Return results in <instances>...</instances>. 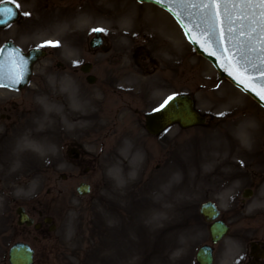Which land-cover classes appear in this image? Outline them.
I'll list each match as a JSON object with an SVG mask.
<instances>
[{
	"label": "rangeland",
	"instance_id": "374dc122",
	"mask_svg": "<svg viewBox=\"0 0 264 264\" xmlns=\"http://www.w3.org/2000/svg\"><path fill=\"white\" fill-rule=\"evenodd\" d=\"M16 2L21 17L0 28V47L7 39L26 49L48 39L61 47H47L26 88H0L1 107L18 105L17 126L6 118L0 123L8 130L0 131V264H9V246L17 240L35 248L34 264H119L121 255L146 244L159 252L149 264H198L197 249L209 242V224L199 213L207 199L218 201L232 225L215 245L214 264H249L251 240L264 242V109L219 80L157 5ZM97 27L106 29V51L87 47ZM87 60L94 64L93 83L74 71ZM183 91L207 122L151 136L144 114ZM242 121L246 133L262 140L244 146L234 135ZM70 147L83 154L82 167L72 165ZM81 181L92 185L86 195L76 192ZM248 186L254 193L242 205ZM20 204L37 219L52 216L54 229L17 225Z\"/></svg>",
	"mask_w": 264,
	"mask_h": 264
},
{
	"label": "snow or ice",
	"instance_id": "6c2138e0",
	"mask_svg": "<svg viewBox=\"0 0 264 264\" xmlns=\"http://www.w3.org/2000/svg\"><path fill=\"white\" fill-rule=\"evenodd\" d=\"M9 2L15 3L16 9L20 8L16 0ZM155 3L165 4L192 42L215 56L220 67L246 92H252L264 101V0H198L196 3L190 0H155ZM186 5L198 9L196 13H189L188 23H184L181 12L174 7ZM15 14L12 8H0V16L11 18ZM23 15L29 16L30 13ZM92 31L105 32L106 29L92 28ZM39 47L59 48L61 42L48 39ZM5 65L8 68L6 73ZM25 67V60L19 53L10 54L6 61H0V87L21 83ZM5 79L8 85L4 84ZM174 99V96H168L154 111L166 110Z\"/></svg>",
	"mask_w": 264,
	"mask_h": 264
},
{
	"label": "water",
	"instance_id": "95a60500",
	"mask_svg": "<svg viewBox=\"0 0 264 264\" xmlns=\"http://www.w3.org/2000/svg\"><path fill=\"white\" fill-rule=\"evenodd\" d=\"M190 2L196 3L198 2V0H190ZM162 5L167 7L165 4H162ZM4 6L7 8H12L16 12V14L15 16L11 18L7 16L8 18H6L3 21H0V24H4L6 21L12 20L17 16V11L11 4H4ZM174 7H176L177 11L181 12L184 23L189 22V13H196L198 11L197 8H192L187 5L185 7H179V6H174ZM194 44L197 47L199 52H202L205 56L209 57L215 63V65L220 70L221 77L229 76L228 73L220 67L219 61H217L215 56L209 55L207 52H205L200 47L199 44H196V43ZM18 53L23 56L25 63H26L24 79L20 83L21 84L20 86H22L23 83L27 81L28 76L31 72L32 61L39 55V52L33 51L32 56H27L20 51H18ZM229 77L233 80L231 76ZM234 82L236 83V81ZM252 94L255 97H257L254 93ZM257 99L260 100L259 97H257ZM262 102L264 103V101ZM177 120L180 121V123L183 126H189V125H192L195 123H201L204 121V118L200 116V114L194 109L193 100L188 94H180V95L175 96V99L170 102V105L166 110L161 111V112H154L148 115L147 116V127L152 132H159L163 128L168 126L170 123L177 121ZM79 191L83 193L85 191H88V188L85 187L84 184H82L79 187ZM202 212L206 215L208 219H212L218 215V210L211 203L204 204L202 206ZM28 222L30 223L32 222V220L28 219ZM227 229L228 228L224 223H222L221 221H217L211 228L213 240L214 241L219 240L222 234H224ZM11 253H12V258H13L12 260L14 261V264H31L33 261L32 259L33 251L32 249H30V247L27 244H24V243L16 244L14 247H12ZM198 260L202 264H211L213 261L212 247L209 245L202 246L198 252Z\"/></svg>",
	"mask_w": 264,
	"mask_h": 264
},
{
	"label": "bare ground",
	"instance_id": "6f19581e",
	"mask_svg": "<svg viewBox=\"0 0 264 264\" xmlns=\"http://www.w3.org/2000/svg\"><path fill=\"white\" fill-rule=\"evenodd\" d=\"M153 245L154 244H146L140 246L135 255L133 253H130L128 257L124 256V258L121 255L119 264H149L156 256L159 255V252L153 249Z\"/></svg>",
	"mask_w": 264,
	"mask_h": 264
},
{
	"label": "flooded vegetation",
	"instance_id": "af4514ba",
	"mask_svg": "<svg viewBox=\"0 0 264 264\" xmlns=\"http://www.w3.org/2000/svg\"><path fill=\"white\" fill-rule=\"evenodd\" d=\"M18 107V105H14V106H12V107H10V108H8V105H3V107H2V109L0 110L1 111V113L3 114V116H6V117H4V118H6L8 121H10V126H17V125H15L14 124V118H13V116L15 115L14 114V109L15 108H17ZM12 109V110H11ZM25 115H23L22 117H20V118H23ZM3 118V117H2ZM3 118V119H4ZM27 118V117H26ZM1 119H0V123H1ZM21 126V125H20ZM19 126V127H20ZM18 127V128H19ZM21 130H22V127L20 128ZM4 131H5V133H7V127H4V129H3ZM14 132H16L15 130H14ZM19 133H20V131H18ZM9 136L7 137V141H9ZM73 162H74V165L75 166H79V165H81V158L80 159H75V160H73Z\"/></svg>",
	"mask_w": 264,
	"mask_h": 264
},
{
	"label": "clouds",
	"instance_id": "9594fccd",
	"mask_svg": "<svg viewBox=\"0 0 264 264\" xmlns=\"http://www.w3.org/2000/svg\"><path fill=\"white\" fill-rule=\"evenodd\" d=\"M248 127V124L246 121H242L238 126L237 128L235 129L234 131V135L240 139L245 145L248 144V139H247V136H246V128Z\"/></svg>",
	"mask_w": 264,
	"mask_h": 264
}]
</instances>
